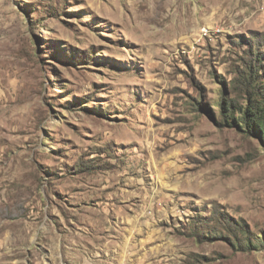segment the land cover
I'll list each match as a JSON object with an SVG mask.
<instances>
[{
	"label": "rangeland",
	"instance_id": "obj_1",
	"mask_svg": "<svg viewBox=\"0 0 264 264\" xmlns=\"http://www.w3.org/2000/svg\"><path fill=\"white\" fill-rule=\"evenodd\" d=\"M257 44L264 80V0H0V264H264V150L217 106Z\"/></svg>",
	"mask_w": 264,
	"mask_h": 264
},
{
	"label": "trees",
	"instance_id": "obj_2",
	"mask_svg": "<svg viewBox=\"0 0 264 264\" xmlns=\"http://www.w3.org/2000/svg\"><path fill=\"white\" fill-rule=\"evenodd\" d=\"M253 47L254 51L249 50L246 67L237 73L231 84V88L243 97L242 101L226 98V94H223L220 95L221 99H218L217 106L220 107L223 121L230 120L245 133L255 137L264 150V80L259 73L261 69L259 61L263 54L259 51V44ZM206 109H209L207 105ZM227 225L229 226L227 233L232 234V243L238 245L240 250L248 249L252 243L255 245V241L249 235L244 237L238 235V232H248L244 222ZM207 226L200 232L202 235L204 233L223 235L222 232H217L215 226ZM227 235L224 234V236ZM260 245L264 246V240L260 242Z\"/></svg>",
	"mask_w": 264,
	"mask_h": 264
}]
</instances>
